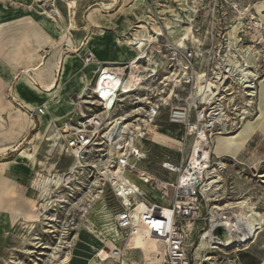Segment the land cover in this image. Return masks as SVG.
<instances>
[{
	"label": "rangeland",
	"instance_id": "rangeland-1",
	"mask_svg": "<svg viewBox=\"0 0 264 264\" xmlns=\"http://www.w3.org/2000/svg\"><path fill=\"white\" fill-rule=\"evenodd\" d=\"M66 1L0 0V264H58V260L48 261L49 248L46 245H52L56 240L59 231L63 227L64 217H66L65 236L68 241L64 244V249L59 252L61 256L65 255L64 251L74 247L75 242L70 246L71 248H69L68 243L73 240L75 232L81 228L91 230L94 233L105 231L121 241V232L116 228V215L112 208L113 205L108 199L109 190L108 188H102L100 182L98 188L104 192L100 195V199L92 202L89 212L86 213L79 207H72L67 212L69 215L65 214V207L69 208L70 202L78 198L81 195L80 191L85 186L87 187L88 180L84 177L80 178V184L78 185L82 187L81 190L65 193L69 202L65 203V206L61 209L59 208L57 222L51 226V223L49 224V221L44 220L41 216L44 221L33 223V227L28 225L32 224V222L27 223L29 221L27 217L32 213V208H35V211H41L43 209L42 202L48 198L42 194L39 184L40 180L49 174L48 171L52 165L55 166V173L67 172V168L74 159L66 151L60 154L58 148L54 151L51 150L52 142L47 140L49 135L45 134V130L42 129V118L44 115L32 118L30 110H36L41 104L49 101L52 106L47 111L53 117V127L60 130L62 135H64L63 129L69 130L71 129L70 126L73 127L77 124L72 121V116L79 115L78 111L82 114H86L90 110L94 112L101 111V106L97 101L93 100L91 91L89 95L86 94L85 98L80 95L81 86L84 83L87 84V81H90L94 76V73L93 76L90 75L91 67L87 68L85 66V58L88 51H84V41L90 32L93 33L94 38L110 34L111 39L116 42L119 49L126 52L131 49L125 45L127 40L140 39V34L143 31V28L139 27L141 23H145L152 34L154 32L152 23L157 22L156 24L164 28L165 34H155L158 41L152 45H146L144 51H146L145 54L148 53L152 58L165 63L166 61L160 58L157 51L160 48L162 49L161 43L163 41L174 42L167 36L164 24V18L170 12L169 6L175 5L173 0H79L78 9L75 11L77 29H72L73 34L71 35L75 41L73 46L64 37L67 34L66 26L70 23L69 11H67L65 5ZM191 1V4L197 10L193 21L196 38L203 37L204 39L207 33L216 35L218 33H221V35L226 33L229 41L230 31L239 21L234 4L242 7L249 5L251 2L255 3L257 0ZM248 18L249 15L245 19L248 20ZM199 27L201 28L200 31H198ZM244 28L251 31L247 24ZM53 31L54 33H52ZM245 33L241 32L240 35L242 37L245 35L246 39L252 38L250 34L247 35ZM197 34L199 35L197 36ZM190 42L191 40L187 41L186 45ZM36 49L37 53L43 55L46 59L55 53L58 56L57 61L60 58L63 59L61 75H59L60 71L56 72L57 78L60 76L57 88L52 90L50 94L48 93L49 95H45L41 88L38 89L40 87L39 84H33L31 79L23 72V67H20L17 71H14L12 67L17 56L16 51L27 54L34 52ZM155 55L158 56L156 57ZM95 59L97 58L95 57ZM94 64L92 65L96 66ZM66 65L71 67V73L63 78ZM143 65L146 64L144 63ZM164 65L162 64V67ZM149 67H152V62H150ZM165 69L166 65L159 75L162 76L165 73ZM29 73L34 75L33 71H29ZM25 79L33 84V90L36 91L35 95L28 91L27 99L30 104L26 103L16 93L18 83ZM65 92H70L69 98L72 104L68 106L69 108L67 107L68 104L60 105L62 103L60 102V97L62 96L63 98ZM11 101L19 107L16 112L21 117L16 123L15 127L17 129L14 130L13 134L8 133L11 121L9 113H14V111L9 112L13 110ZM125 103L123 108L115 112L116 115L124 112H133L134 106L128 103V99H126ZM171 104L173 105V101ZM55 105H60L58 108L59 113ZM165 112L167 113V110ZM154 124H156V129L159 132L175 138V136L167 132L175 128L166 123L165 116L156 120ZM240 130L237 128L228 135L219 134L213 138V141L215 143L219 142L227 136L237 134ZM174 146L157 142L152 136V155L150 156L149 164L144 165L152 175L166 179L173 177L163 170L161 163L167 155H175L176 146ZM258 149L260 150V148ZM257 155L264 160V157L259 153ZM247 156L250 157V155ZM228 163H230L229 166ZM247 164V162L240 164L231 158L226 160L223 176L225 178V187L228 190L226 196H231L232 200H235L240 194L259 195V193L253 194V192L255 189L260 190L262 182L259 181L257 176L253 175V169L249 168L251 165ZM262 170L263 168H259V172ZM143 186L146 185L143 184ZM226 200L227 198L225 197L224 201ZM152 201L155 202V199L152 198ZM253 201L255 202L256 200L253 199ZM261 211L264 212V210ZM259 237L251 245L254 250L259 247L264 248V231ZM135 245L139 244L136 243ZM129 248L133 249L130 256L131 260L142 263L141 246ZM106 250L108 252L109 248H106ZM102 256L107 258V253L105 252ZM81 258L75 260L74 264L82 263L84 259L83 257Z\"/></svg>",
	"mask_w": 264,
	"mask_h": 264
},
{
	"label": "bare ground",
	"instance_id": "bare-ground-1",
	"mask_svg": "<svg viewBox=\"0 0 264 264\" xmlns=\"http://www.w3.org/2000/svg\"><path fill=\"white\" fill-rule=\"evenodd\" d=\"M78 1L79 0H67L65 3L67 11H69L70 23L66 26L67 34H65L64 37L73 46L75 44V41L73 40L71 35L73 34L72 29H77V23L75 21V11L78 9ZM173 1L175 5L169 6L170 12L169 15L165 16L164 24L166 26L167 36L178 46L184 47L186 46L187 41L191 39L193 41H198L196 40L195 31L193 27L194 16L197 10L195 6L191 4V0ZM197 1L198 0H193V2ZM234 5L236 12L239 16V21L232 27L230 31L229 48L230 51L235 48L237 51L234 52L238 53L227 54L228 63L226 64V66L221 67V70L217 72L215 76H213V79L204 77L202 73H198L196 79V84L198 88L196 89V94L203 93L205 99L209 103L213 104V100H210L211 98L215 99L218 97L219 100V96L222 94L221 90H229L227 88L229 82L227 81V79L230 77V75L236 76L235 84H238L240 89L244 91H247V88L249 87V83L247 82L259 78L256 97H252L251 100L248 99L246 101V106L251 105L253 107L255 103L254 109L256 111V114H254L253 118H250L246 121H242V125L237 127L238 129H241L237 134L227 136L225 137V139L216 143L213 141V137V142L212 144H210V147L204 148L202 150L204 158L207 160L209 159L211 153H214L217 156V158H215V164L208 165L207 163L205 165V167L209 168L206 169V179L203 186V193L209 201L213 200L209 203V206H221L220 204L225 202L226 205H223L222 209L228 210L232 219L228 217L226 219V222H223V219H218L215 214L212 215L213 221L218 220L217 223L213 225H218L217 229L219 228V231L218 233H215V231L209 233L207 232L206 235H203L201 237L199 245L194 250L195 258H197V261L194 264H205L207 260H212L214 255L213 252L209 250V247L214 243V235H217L219 243L225 250H229L227 246H229L231 243H235L238 249H246L249 248V245L252 242L254 243L257 241L259 235L264 230V212L258 209V206H256V203L253 201L251 195L249 196L245 194H240L239 197L235 198V200H232L231 196L229 195L226 196L228 194V190L227 187H225V178L223 176L224 169L226 168V160L228 158H231L240 164H245V162L250 164L251 166H249V168L253 169V175L259 177V181L264 183V171L263 173H255V170H258L264 164V160L261 159L256 152H254L251 157L247 156L250 150L249 147L250 145H252L253 138L256 133L264 132V76L263 78L259 77L261 73V61L264 59V0H257L255 3L251 2L249 5L242 7H240L238 4ZM58 13H60L59 10ZM247 15H249L248 20L245 19ZM245 20H247V22H245ZM156 23H152V30L154 31L152 34L150 33L148 26L145 23H141L139 27L143 28V31L142 34H140V39H129L125 42V45L131 48L130 51H132V56L129 60V62H131L130 75L127 81L124 83V86L122 87L124 90L122 92V96L124 97H127V92H129L131 85H133L134 83H137V85L142 83V75L146 70L152 71L153 73H157L162 70L163 67L165 68L166 63L164 61H158L157 59L151 58L149 54H145L146 51H144V47L146 45H152L153 43L157 42V37L155 36V34H165L164 28ZM246 24L249 26V29H251V31L246 30L244 28ZM241 32H246L245 34H250L253 38L252 43L247 45L246 47L243 41V37L240 35ZM52 33H54V31ZM118 42L121 43L120 40H118ZM16 53L17 56L15 58L14 63L12 64L14 71H17L20 67H23V72L26 74V76L31 79L33 84H39L40 87H38V89L41 88L45 95H47L48 93L50 94L52 90L57 88L60 76L59 78H57L58 76L56 72L60 71L59 75H61V69L63 66L62 58L57 61L58 56H56L55 53L51 57L46 59V57L37 53V49L34 52H29L27 54H22L20 51H16ZM147 57L149 58V64L147 66L142 67L140 64L141 61L146 59ZM150 62H152V67H149ZM245 62L247 64L246 66ZM162 64L165 65L162 67ZM228 64L231 67L227 69L229 71V74L226 75L225 69L227 68ZM85 66L87 68H90L93 65L86 62ZM95 69L96 67L92 68L91 71H93L94 73ZM165 70H167V68ZM29 71H33L34 75H31ZM64 71L65 72L63 78H65L71 73V67L66 65L64 67ZM119 79V76H115L112 80V83L110 84V86H112L113 91L112 95L106 89H101L99 91L102 96L106 98V108L108 109H111V106L116 100L117 94L115 90L117 87L121 86ZM171 79L172 76L169 72L168 74H164V81ZM103 81L104 79L102 78V76H99L96 79V84L92 87V89L96 90L100 88L99 86L104 83ZM203 83L208 86L207 89L203 87ZM33 84L31 82H28L27 79H25L21 83H18L16 88V93L21 96V98L28 104H30L27 100L28 91H30L34 95L36 94V91L33 90ZM90 89V81H87V84L84 83L81 86V97L85 98V96L89 95ZM208 93L211 94L210 98L207 95ZM232 93H235V91H233ZM232 93L225 94L231 95ZM69 94L70 92H65L63 98L62 96L60 97V102H62L60 105L68 104V107L70 106V104H72L69 98ZM173 94L174 89L171 90L168 97L164 98L165 101L168 102L169 99L173 96ZM251 94L254 96V92H252ZM231 99L234 100V97H231ZM11 103L13 106V110L9 112L14 111V113H9L11 121L9 131H7L8 133L10 132L11 134H13L14 130L17 129L15 127L17 125L16 123L20 120L21 117L19 113L16 112V110H19V107L15 105L12 101ZM60 105H55L57 110ZM40 106L45 108V113L42 118V129L45 130V134L47 133V135H49L47 136V140L52 142L51 150L54 151L56 148H58L59 153L62 154L65 152V145L63 143L64 135L61 134L60 130L55 129L56 127H53V117L47 111V109L50 108L52 105L49 104V101H46ZM132 110L133 112L127 113L129 117H134L140 112L139 108H133ZM244 111L249 112L248 108H245ZM110 112L108 113L107 118L108 120H110V122L107 125V131L103 136V138L107 137L106 141L109 144L107 155H105L107 156L106 159L99 158L88 161L86 160L84 155L76 151L73 162L67 168V172L55 173V166L52 165V167L48 171L49 174L44 176L43 179L39 182L42 194L46 195L48 198H46V200L42 202L41 205L43 209H41V211L38 212L37 210H34L35 208H32V213L27 217V219L29 220L27 221V223L32 222V224L28 225H31V227H33V223H38L39 221L43 220V218L44 220L49 221V224L51 223V226L55 222H57L59 217H57V213H59V208L61 209L63 206H65V203L69 202L66 199L65 193L74 192L75 190H81L82 187L78 185L80 184V178L82 177L88 180V185L80 191L81 195L78 198L70 202L69 208L65 207V214L69 212L72 207H79V209L84 210L86 213L89 212V207H91L92 202H95V200L100 199V195L102 194V192H104L102 189L98 188V184L99 182L101 183L102 177L106 179H111V181L115 185H121L122 189L126 190L127 192H134L135 190H139L151 195L152 198L155 199V202L152 206L154 212H159V209L161 207H167L169 205L170 200L162 197L158 193V189L156 187L147 184L141 177L132 173L130 170H128L121 164H118L117 166L111 165L113 159L121 155L116 145L121 144V140L125 139L129 131L134 128L136 129L140 125V123L130 121L128 122L129 119L126 120L124 118V113H120L116 116L111 117ZM143 121L148 126L155 141L166 145L171 144L177 146L179 144V141L176 138L169 137L156 129V124H154L153 117L152 124H150L148 120L144 119ZM132 126L135 127L132 128ZM70 128L71 129L69 130H71V132L67 134L68 137H70V135H73L72 130L79 128V126L75 124L73 127L70 126ZM85 128L86 132H89L88 128ZM65 130L69 132V130ZM226 130L227 132L218 133L217 135H228L232 133V131H228L229 129L226 128ZM198 143L199 140H197V145ZM84 159L86 161H84ZM193 165L194 164H192L191 161L190 166L192 167ZM94 170L95 174H92L94 173ZM152 176L157 179L161 178L155 175ZM134 178H137L138 181L140 180L139 182H143L142 184L145 183L146 186L140 185L137 181L134 180ZM164 185L165 182L159 180L158 187ZM225 197L227 198L226 201H224ZM135 198L137 200V206L133 210V218L135 225L134 230L127 241V247L129 248L137 247L139 245L141 246L142 263L131 260L128 255L126 257L122 256L117 259L109 258V252H107L106 248H119L121 241L118 238L109 235L105 231H98L97 233H95V235L100 241L101 246L96 250L94 256L90 258L89 264H161L163 257L161 256L162 248L160 246V241L150 231L146 230L143 227L142 222H140L141 212L146 208V204L144 201L138 200L136 196ZM121 201L124 206H131L132 201L128 195H125L124 198L121 199ZM67 215H69V213H67ZM65 222L66 217L63 218V227L59 231L58 236L56 235L57 237L54 243L52 245H46L49 248L48 261L53 262L58 260V264H65L69 262L72 256V249L74 248L73 247L72 249L64 251V256H61L59 254V252L64 249V244L68 241L66 240L65 236ZM116 228L120 231V229L117 227V222ZM247 229H250L251 234L247 231ZM88 233V229L81 228L77 230L75 232V235L73 236V240L68 243L69 248H71L70 246H72L73 242H75L76 245L79 238L84 234ZM120 234L122 240L123 233L121 232ZM136 243H138L139 245H135ZM105 252L107 253V258H104L102 256V254H104ZM262 264H264V260Z\"/></svg>",
	"mask_w": 264,
	"mask_h": 264
},
{
	"label": "built area",
	"instance_id": "built-area-1",
	"mask_svg": "<svg viewBox=\"0 0 264 264\" xmlns=\"http://www.w3.org/2000/svg\"><path fill=\"white\" fill-rule=\"evenodd\" d=\"M200 29L199 27L198 31ZM196 40L198 41L191 39V42L184 47L168 40L163 41L161 43L162 49L160 48L157 54L166 61L167 70L164 72L166 74L169 72L172 79L164 81L165 73L162 76L159 75L161 70L157 73L146 70L142 75V83L131 85L126 98L122 96L124 91L122 87L129 78L131 62L104 65L100 64L91 52H88L85 58L87 63H95L94 65L97 66L94 76L90 80V91L93 100L101 106V111L90 110L86 114L78 111L79 115L72 116V121L77 123L79 128L72 130L73 135L70 137L67 134L71 130L69 132L65 129L62 130L66 153L74 157L78 151L88 161L99 158L106 159L105 155H107L109 144L106 141L107 137L103 138V136L110 122L107 119L108 113L111 111L110 116H116L115 112L123 108L126 99H128V103L134 106V109L139 108L140 112L134 117H129L127 112H124V118L129 119L128 122H139L140 125L136 129H131L125 139L121 140V144L116 145L121 155L113 159L111 165L121 164L141 177L147 184L156 186L160 195L170 200L167 207H161L159 212H154L152 208L154 202L151 195L139 190L127 192L122 189L121 185H115L111 179L102 177L100 184L102 188L109 190L108 199L113 205L117 227L123 233L119 248H109V258L117 259L127 255L130 257L132 254L133 249L127 247V241L135 225L133 218V210L137 206L135 196L146 204V208L141 212L140 222L146 230L159 239L162 248L161 256L163 257L161 264H194L196 261L194 250L199 245L201 237L207 232H214L218 227V225H213L218 220L213 221L212 215L215 214L218 219H223V222H226L228 217L232 219L230 212L222 209L223 205H226L225 202L221 203V206H209L213 200L209 201L203 193L206 169L209 168L205 165L207 163L208 165L215 164L217 156L211 153L207 160L204 158L202 150L210 147L213 142L212 138L216 137L218 133L227 132L226 128H229L228 131L234 132L243 120L246 121L256 114L255 103L253 107L251 105L246 106V101L256 97L259 78L247 82L249 87L247 91H244L240 90L238 84H235L236 76L230 75L227 79L229 91L226 92L222 89L220 99L218 100V97L211 98L213 104L209 103L203 93L196 94L198 88L196 84L197 74L202 73L204 77L213 79L221 67L228 63L227 54L238 52H234L237 51L235 48L230 51L226 33L222 35L221 33L218 35L207 33L204 39L197 37ZM243 41L246 47L252 43L253 38L246 39L244 35ZM148 59L147 57L141 61L142 67L149 64ZM144 63L146 65H143ZM230 67L228 64L225 69L226 75L229 74L227 69ZM260 68L259 77H262L264 75V59L261 61ZM99 76H102L104 83L99 86L100 88L94 90L92 87L96 84V79ZM115 76H119L121 86L116 88V100L111 109H108L106 108L107 100L99 91L106 89L112 95L113 91L110 84ZM203 87L207 89L208 86L203 83ZM172 89H174V94L167 102L164 98L169 96ZM233 91L235 93H232ZM252 92H254V96L251 94ZM225 93L232 94L226 95ZM207 95L209 98L211 97L210 93ZM230 96L234 97V100ZM172 101L173 105L171 104ZM245 108H248L249 112L244 111ZM44 113L45 108L41 106L36 110H30L32 118L44 115ZM163 116H165L166 123L175 128L167 132L175 136L179 144L175 147V155H167L161 163L163 170L173 177L157 179L144 166L149 164L152 155V133L143 120H148L152 124V117L156 122ZM85 127L88 128L89 132H86ZM197 140H199L198 145ZM86 160L84 159V161ZM191 161L194 164L192 167L190 166ZM260 168L263 170L261 172L259 169L255 170L256 174L263 173L264 165ZM92 174H95V170ZM159 180L164 181L165 185L158 187ZM262 184L264 183L262 182ZM125 195H128L132 201L129 207L122 204L121 199ZM252 198L256 200L257 206L262 210L264 190L263 193L259 192L258 196ZM247 231L250 232V229ZM213 242L209 250L213 252L214 256L205 264H241L240 253L250 248L238 249L235 243H231L227 246L229 250H225L219 243L217 235H214Z\"/></svg>",
	"mask_w": 264,
	"mask_h": 264
},
{
	"label": "crops",
	"instance_id": "crops-1",
	"mask_svg": "<svg viewBox=\"0 0 264 264\" xmlns=\"http://www.w3.org/2000/svg\"><path fill=\"white\" fill-rule=\"evenodd\" d=\"M84 43H85L84 51L92 52L97 58V60L101 62L102 64L125 63V62H128L132 56L131 51H126V52L121 51L119 47L117 46L116 42H114L111 39L110 34L103 35L101 37L97 36V38H94L93 33L90 32L89 35L85 37ZM95 67L96 66H91V69ZM90 75L93 76V71L92 72L90 71ZM250 147H249L250 150L248 152V155H250V157L253 155L254 151L256 153H259L262 157H264V132L256 133V135L253 138L252 145H250ZM258 148H260V150ZM134 180L137 181L140 185H143L142 184L143 182H139L140 180L138 181L137 178H134ZM263 190H264V185L261 184L260 190L255 189L253 194L254 193L257 194L259 192L263 193ZM262 208H263L262 210H264V204H262ZM254 243L252 242L249 245L250 247L249 250L240 253L239 258H240L241 264H262L263 263L264 248L259 247L257 250H254V248L252 249L253 246H251ZM100 246H101V243L97 239L95 233L89 230L88 234H84L83 236L79 238L78 242L72 249L71 260L65 264H74L75 260L82 259L81 257H83L84 261L82 263L80 262V264H89L90 258L94 256V254L96 253V250Z\"/></svg>",
	"mask_w": 264,
	"mask_h": 264
},
{
	"label": "water",
	"instance_id": "water-1",
	"mask_svg": "<svg viewBox=\"0 0 264 264\" xmlns=\"http://www.w3.org/2000/svg\"><path fill=\"white\" fill-rule=\"evenodd\" d=\"M218 231H219V228L215 230V233H218Z\"/></svg>",
	"mask_w": 264,
	"mask_h": 264
}]
</instances>
